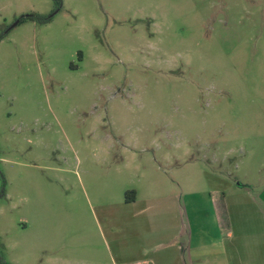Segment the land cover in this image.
Here are the masks:
<instances>
[{"label":"rangeland","instance_id":"obj_1","mask_svg":"<svg viewBox=\"0 0 264 264\" xmlns=\"http://www.w3.org/2000/svg\"><path fill=\"white\" fill-rule=\"evenodd\" d=\"M56 8L0 0L4 263L114 264L133 194L183 189L186 224L205 236L210 174L264 200V0ZM31 14L54 15L16 25Z\"/></svg>","mask_w":264,"mask_h":264},{"label":"crops","instance_id":"obj_2","mask_svg":"<svg viewBox=\"0 0 264 264\" xmlns=\"http://www.w3.org/2000/svg\"><path fill=\"white\" fill-rule=\"evenodd\" d=\"M210 175L209 187L218 195L212 199L214 228L205 227L204 236L193 229L192 221L186 224L179 185L178 194L145 197L140 203L133 194L125 206L140 208L124 210L132 215L123 226L126 236L112 233L114 264H264L262 192Z\"/></svg>","mask_w":264,"mask_h":264},{"label":"trees","instance_id":"obj_3","mask_svg":"<svg viewBox=\"0 0 264 264\" xmlns=\"http://www.w3.org/2000/svg\"><path fill=\"white\" fill-rule=\"evenodd\" d=\"M57 6L56 8V12L60 11L61 7H62V0H53ZM54 12V13H56ZM54 15V14H53ZM53 15L50 16H41L38 14H31L25 17L20 18L19 23H24L25 21H32V22H36L38 24H46L48 22H50L53 18ZM2 39V37L0 36V40ZM127 201L132 200V198L130 197H126ZM0 264H6L2 261V259L0 258Z\"/></svg>","mask_w":264,"mask_h":264},{"label":"water","instance_id":"obj_4","mask_svg":"<svg viewBox=\"0 0 264 264\" xmlns=\"http://www.w3.org/2000/svg\"><path fill=\"white\" fill-rule=\"evenodd\" d=\"M19 22L16 23V25L18 24Z\"/></svg>","mask_w":264,"mask_h":264}]
</instances>
